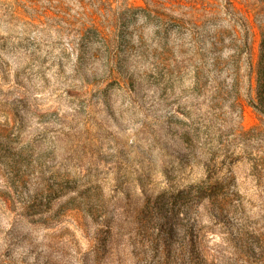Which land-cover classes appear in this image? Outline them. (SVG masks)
<instances>
[{
  "label": "rangeland",
  "instance_id": "obj_1",
  "mask_svg": "<svg viewBox=\"0 0 264 264\" xmlns=\"http://www.w3.org/2000/svg\"><path fill=\"white\" fill-rule=\"evenodd\" d=\"M156 1L0 0L3 264H264V0Z\"/></svg>",
  "mask_w": 264,
  "mask_h": 264
},
{
  "label": "trees",
  "instance_id": "obj_2",
  "mask_svg": "<svg viewBox=\"0 0 264 264\" xmlns=\"http://www.w3.org/2000/svg\"><path fill=\"white\" fill-rule=\"evenodd\" d=\"M151 3L153 2H157L156 0H148ZM225 3L227 4V6L232 10V13L234 15V18L236 19V21L238 22V24L241 27V34L240 36H238L236 34V37H238V40H241V42L244 44V46L249 50V32H250V26L248 24V22L245 20V18L238 13V7L235 5V1L234 0H224ZM35 20H39L40 21V17L36 16L35 18L31 19V23L35 24ZM88 21L90 22L91 26L97 30L99 33H101V31L98 29V25H97V21L95 20L94 17L91 18V16L88 18ZM260 73V72H259ZM263 78V80H261ZM257 85L254 88L252 86V78L250 81V89L248 91L247 94V101L248 103L254 107L255 109H257L258 111L264 113V89H262L261 87H264V85L262 86V82H264V73L263 74H257ZM261 81V83H260ZM255 94V96H253V93ZM229 199L228 196H215L214 194H208L206 195V201L209 202L210 204L212 202H217L218 204H221V202H226ZM195 246H196V251L193 252L194 254V259L195 262L194 264H204L205 263V254L202 250H200V242L197 240H195ZM0 264H3V262L0 260Z\"/></svg>",
  "mask_w": 264,
  "mask_h": 264
}]
</instances>
